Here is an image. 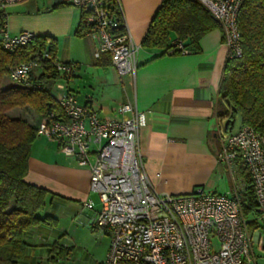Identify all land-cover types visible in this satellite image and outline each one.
Returning <instances> with one entry per match:
<instances>
[{"label": "crops", "instance_id": "obj_1", "mask_svg": "<svg viewBox=\"0 0 264 264\" xmlns=\"http://www.w3.org/2000/svg\"><path fill=\"white\" fill-rule=\"evenodd\" d=\"M162 1L117 0L127 31L139 46L135 73L129 75H120L110 62L98 63L95 39L75 33L81 21L80 8L58 0H26L21 5L8 6L5 12H9L10 33L29 31L54 38L55 57L78 65L68 78L66 90L79 104L89 106L101 118L116 120L129 115L120 111L127 100L136 110L147 112V123L139 130L138 141L145 171L157 192L188 193L200 186L234 196L246 185L240 164L235 160L231 171L218 160L221 135L235 131V122L227 131V118L220 116L227 109L219 95L227 60L221 28L204 34L198 40V51L168 54L142 47L141 40ZM57 81L59 76L50 89L55 97L60 94ZM8 114L29 122L42 118L28 106L14 108ZM89 176V168L66 156L57 141L37 135L23 180L51 194L45 211L57 222L40 223L24 233L27 248L18 264H70V252L60 255V247L68 248L61 243L60 235L68 231L59 227L56 213L70 215L72 224L78 217L93 228L100 202L98 206L94 203L93 198L98 199V195L90 189ZM89 200L93 206L84 207L83 203ZM107 250L108 247L98 264H102Z\"/></svg>", "mask_w": 264, "mask_h": 264}, {"label": "built area", "instance_id": "obj_2", "mask_svg": "<svg viewBox=\"0 0 264 264\" xmlns=\"http://www.w3.org/2000/svg\"><path fill=\"white\" fill-rule=\"evenodd\" d=\"M26 0H0V11ZM80 8L86 33L95 39L94 55L108 54L120 75L134 74L137 46L127 31L121 8L117 18L105 0H58ZM219 22L228 57L242 55L241 33L237 19L244 0H197ZM117 2V0H116ZM124 30L120 31L119 27ZM35 35L29 31L10 33L4 24L0 40L13 51ZM174 50L189 53L179 40ZM49 59L48 52L41 53ZM60 90L56 101L62 117L51 112L41 118L37 135L58 142L60 150L78 165L89 168L90 189L97 193L100 209L93 228L107 232L108 250L102 264H256L253 236L237 197L196 187L188 193H159L145 171L139 148V130L147 123V112L135 109L127 100L120 106L129 113L122 120L101 118L68 92L67 81L78 65L53 59ZM34 60L10 69L15 83L30 84ZM41 88V85H37ZM222 136L218 160L233 171L240 158L251 175L256 200L264 211V134L247 125ZM238 190V189H237ZM91 208V200L83 203ZM213 238L218 248L213 247ZM259 248L264 238L257 236ZM37 264H42L38 262Z\"/></svg>", "mask_w": 264, "mask_h": 264}, {"label": "trees", "instance_id": "obj_3", "mask_svg": "<svg viewBox=\"0 0 264 264\" xmlns=\"http://www.w3.org/2000/svg\"><path fill=\"white\" fill-rule=\"evenodd\" d=\"M105 1L111 4L112 13L122 20L116 0ZM83 13L75 31L81 36L86 33ZM7 17L5 11H0V35ZM237 23L242 55L228 57L225 62L219 95L227 109L220 116L227 118L224 124L227 131H231L238 118L240 127L247 125L264 134V0H244ZM214 28H220L219 22L197 0H163L149 23L141 46L166 53L173 46L171 42L179 40L188 52L198 51V40ZM119 30L124 27L120 26ZM43 51L48 52L49 59L41 57ZM179 51L176 49L173 54ZM55 53L56 41L48 36L35 35L30 42L13 51L4 49L0 40V264H18L25 256L27 244L23 235L27 230L40 223L54 225L57 222L45 211L51 194L23 180L40 120L29 122L8 114L14 108L28 106L42 118L51 112L57 117L63 116L50 90L58 77L52 62ZM28 60L35 61L38 74L31 77L30 84L13 82L9 77L10 69ZM97 60L106 64L110 57L104 53ZM236 160L246 185L234 196L239 200L249 229L255 230L258 220H264V211L256 200L247 166L240 158ZM59 249L60 255L69 253V248Z\"/></svg>", "mask_w": 264, "mask_h": 264}, {"label": "rangeland", "instance_id": "obj_4", "mask_svg": "<svg viewBox=\"0 0 264 264\" xmlns=\"http://www.w3.org/2000/svg\"><path fill=\"white\" fill-rule=\"evenodd\" d=\"M13 5L21 4L16 3ZM8 11L13 12L10 9ZM33 71H35L34 75L38 74L36 67H34ZM239 124V119L237 118L234 124L235 131L238 129ZM93 200L95 205L98 206L97 197L94 196ZM56 215L59 217V227L61 226L64 230L68 231L64 235L61 234L60 239L61 243H65L68 246L69 252L72 255L70 264H98L103 259L109 245V235L84 224L78 220V217L74 219V223L72 224L70 215H64L60 211ZM250 233L253 236L256 264H264V248H259L257 241L259 234L260 238H264V220L259 219L257 228L255 230L250 229ZM213 247L214 249L218 248V241L215 238H213Z\"/></svg>", "mask_w": 264, "mask_h": 264}]
</instances>
